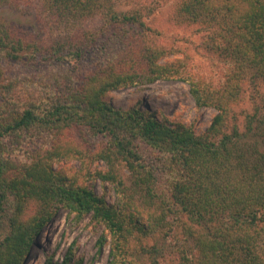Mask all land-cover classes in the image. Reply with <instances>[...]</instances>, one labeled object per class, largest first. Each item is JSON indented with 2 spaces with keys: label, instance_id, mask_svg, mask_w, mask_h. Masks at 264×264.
Segmentation results:
<instances>
[{
  "label": "trees",
  "instance_id": "trees-1",
  "mask_svg": "<svg viewBox=\"0 0 264 264\" xmlns=\"http://www.w3.org/2000/svg\"><path fill=\"white\" fill-rule=\"evenodd\" d=\"M130 1L0 0V8L24 3L42 27L26 34L0 23V56L15 63L80 59L96 43L91 32L100 22L108 29L145 28L140 11L119 10ZM174 17L215 30L231 70L221 89L184 76L182 66L161 64L165 52L140 45L136 33L124 45V57L80 83L67 75L44 76L19 98L8 78L0 81L7 94L0 103V230L14 207L0 238V264H25L60 208L78 218L89 215L105 228L99 248L109 243L110 264H264V147L249 139L254 132L264 138V119L251 116L244 132L230 125L243 84L264 82V0H183ZM172 79L189 83L198 106L217 110L204 134L105 101L114 90ZM44 134L59 141L25 160L9 158L7 137L23 143ZM71 134L107 140L97 157L111 168L98 176L115 185V202L56 168L57 160L80 153ZM137 142L156 153L153 169L160 172L138 165ZM119 161L132 171L126 178L115 171Z\"/></svg>",
  "mask_w": 264,
  "mask_h": 264
},
{
  "label": "rangeland",
  "instance_id": "rangeland-1",
  "mask_svg": "<svg viewBox=\"0 0 264 264\" xmlns=\"http://www.w3.org/2000/svg\"><path fill=\"white\" fill-rule=\"evenodd\" d=\"M182 1L131 0L125 3L119 10L140 11L145 28L126 25L122 29V25H119L108 29L100 22L91 32L97 40L96 43L86 50L80 59L67 58L66 61L53 64L42 60L33 63L24 59L22 63H15L0 56V81L7 84L10 80L17 88L14 95L19 98L31 93L30 89L44 76L45 79L67 75L76 83H80L86 74L124 57V45L131 41L130 37L136 33L137 37L141 38L140 45H150L165 52L161 64H170L175 68L182 66L184 76H196L204 85L219 90L226 83L231 71L230 63L224 52L218 48L220 41L216 38L217 34L213 28L194 23L182 24L175 19V10ZM15 4L0 8V23L12 25L26 34L40 31L42 27L37 17L30 14L24 3ZM7 78L9 80L4 81ZM6 97L7 94L2 89L0 103H5ZM105 101L115 108L126 111L135 107L141 108L170 124L192 127L198 135L207 131L217 114V110L212 107L198 106L189 83L176 79L114 90L106 95ZM232 112L230 125L238 126L243 132L246 131L251 116H256L258 120L264 119V82H245L242 98L232 107ZM258 124H254L256 129ZM32 137L25 139L23 143L7 137L9 158L25 160L42 146L49 148L59 141L56 135ZM70 139L77 142L80 153L57 160L56 168L65 170L63 173L70 180L92 188L109 203L115 202L117 200L115 185L103 182L98 176L100 171L107 172L108 168H111L97 157L98 150L105 147L107 140L90 134H71ZM249 139L259 140L262 148L264 147V138L255 132ZM134 146L141 157L139 166L151 170L157 166V155L148 145L137 142ZM115 171L124 178L128 177V172H132L128 164L121 161L116 163ZM155 172L160 170L156 169ZM13 211L14 207L11 206L7 214L3 215L4 229L0 230V238L4 231H8ZM103 234H106L105 228L93 221L91 216L78 218L65 208H60L50 226L43 229L37 243L32 246L25 264H62L67 261L68 264H110L112 258L109 243L102 249L99 248V240ZM136 247L138 248L137 244L133 246Z\"/></svg>",
  "mask_w": 264,
  "mask_h": 264
}]
</instances>
